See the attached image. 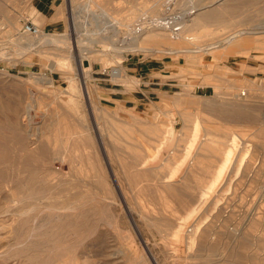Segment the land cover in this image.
I'll use <instances>...</instances> for the list:
<instances>
[{
	"label": "rangeland",
	"instance_id": "rangeland-1",
	"mask_svg": "<svg viewBox=\"0 0 264 264\" xmlns=\"http://www.w3.org/2000/svg\"><path fill=\"white\" fill-rule=\"evenodd\" d=\"M69 1L0 0V264H211L212 260L215 264H264V127L259 120L264 112V0H175L181 16L191 9V19L215 12L214 20L187 23L179 40L163 30L127 35L126 25L135 24L154 0H90V6L85 5L87 0H73V6ZM161 2L159 11L165 0ZM56 6L60 15L52 22L41 8ZM148 12L145 18L151 17ZM25 23L38 27L41 36L21 32ZM236 32L244 35L231 40H244L241 46L231 48L221 42L202 50ZM130 38L135 45H122ZM56 47L61 53L53 50ZM78 65L84 73L78 72ZM126 66H143L141 77L127 78L135 77L134 69L127 77L110 76L112 69L125 71ZM98 77L119 84L114 104L100 101L95 91ZM150 82L162 92L148 95ZM123 86L131 92L123 93ZM175 96L184 98V108L173 103ZM237 96L242 109L251 114L250 123L244 117L231 115L232 119L203 108L206 101L214 108L232 103L228 98ZM183 111L192 114L195 127L181 117ZM54 139L59 140L60 150L70 146L74 160L64 161L57 153L46 160L31 156L37 147L54 144ZM200 139L216 154L203 159L205 164L210 161V172L185 177L178 170L190 163ZM233 139L236 145L230 161L216 187L209 189ZM156 144H161L162 155L149 160L151 169L135 163L129 168L149 176L134 180L125 175L121 159L131 162L132 153L140 160L150 159ZM73 153L82 154V160L78 158L82 163L76 164ZM97 178L104 185L100 191ZM40 183L47 194L34 202L27 194ZM168 186L176 189L171 192ZM62 202L71 209L73 204L77 207L67 209L68 213L60 209ZM80 202L90 212V233L82 241L57 238L50 216L60 207L64 211L58 209V213L66 212L73 220ZM99 208L101 215L96 213ZM256 214L261 216L256 230L248 232ZM179 226L182 230L176 234ZM232 228L247 231L242 236L244 245L238 242L233 247Z\"/></svg>",
	"mask_w": 264,
	"mask_h": 264
},
{
	"label": "bare ground",
	"instance_id": "bare-ground-1",
	"mask_svg": "<svg viewBox=\"0 0 264 264\" xmlns=\"http://www.w3.org/2000/svg\"><path fill=\"white\" fill-rule=\"evenodd\" d=\"M85 1V0H84ZM90 0H87V2L85 3V5H89V2ZM155 1V4L152 6V7H150L149 9H147V11L146 10H142V12L141 13H143V14H145L146 12H150V14L152 13L153 15H155V16H152V14H151V17H149V18H145V16H144V18H142L141 16H140V18L138 19V20H136V23L135 24H132L131 25V23L130 24H127L126 25V27H128V34L127 35H131L132 33H137L138 32V30H140V31H142L143 33L142 34H144V33H147V32H150V31H152V30H154V31H156V30H163V32L164 31H167V32H169L168 34L170 35L169 36V38H171V39H173V40H179L180 39V37H183V36H181V32L183 33L185 30H187L185 27H186V25H187V23H189L190 24V21L192 20L194 23H196V22H202V21H204V22H206V20H204V19H213L215 16L212 14V13H215V12H212L210 15H208L207 13H205V14H207V15H205L204 14V16L202 15V17H200V18H194V19H191V17H190V14L193 12V10L191 9V10H189V11H187L186 13H184L183 14V16H181L179 13H177V15H176V13H175V15H173L171 12L173 11V5H174V3H175V0H165V2L163 3V8L164 9H160V11H159V7H160V4L162 3L161 1H164V0H154ZM219 1H223V0H217V2H219ZM235 1V0H234ZM237 1V0H236ZM246 1H251V0H246ZM238 2V1H237ZM216 3V2H215ZM69 4L71 5V6H73L74 4L76 5V2L75 1H73V0H70L69 1ZM220 4V3H219ZM81 5V4H80ZM217 5H218V3H217ZM90 6V5H89ZM162 6H161V8H162ZM209 6V5H208ZM224 8V11H225V7H223ZM73 9V8H72ZM143 9V8H142ZM145 9V8H144ZM220 9V8H219ZM139 10V8L137 9V11ZM215 10H216V8H215ZM214 10V11H215ZM218 10V9H217ZM221 10V9H220ZM223 10V9H222ZM221 10V11H222ZM140 11H141V9H140ZM144 11H146V12H144ZM148 12V13H149ZM208 12V11H207ZM217 13H218V11H216ZM157 13H159V14H157ZM100 14L102 15V16H107V13H106V11L104 10V9H100ZM149 14V15H150ZM170 14V15H169ZM188 16L190 17V19L189 20H186L187 18H188ZM147 17V16H146ZM141 19H142V23H140V25L139 24H137L138 22H140L141 21ZM214 20V19H213ZM210 21V20H209ZM134 23V22H133ZM144 24H145V26H144ZM110 25H113L112 23L110 24ZM202 25V24H201ZM197 26V25H196ZM188 27V26H187ZM198 27V26H197ZM185 28V30L183 31L182 29H184ZM192 28V27H191ZM194 28V27H193ZM74 29H75V25H74ZM114 29V28H113ZM188 30H190L189 28H188ZM245 31H247V30H245ZM166 32V33H167ZM243 32V31H242ZM244 33V32H243ZM256 33V32H255ZM24 34H27V33H24ZM242 33L241 32H236V33H233L231 36H228V37H226V38H224V39H220L221 41H218L216 44L214 43L212 46L211 45H209V46H207L208 48H200V49H202V50H204V51H207V50H210L214 45H217L218 43L220 44L221 42H224V43H226V44H229L230 45V47L231 48H237V47H239V46H241L243 43H244V40L243 41H240V40H238V41H233V40H231V38L233 37V36H235V37H239L240 35H241ZM245 34V33H244ZM244 34H242V35H244ZM27 35H30V36H33V37H37V36H41V31L39 30V33H37V34H35V35H32V34H27ZM153 35V34H152ZM157 35V34H156ZM155 35V36H156ZM45 36H48L47 34H45ZM154 36V37H155ZM160 37V39H162V37L163 36H161V35H157V37ZM149 37H150V35H149ZM153 37V36H152ZM164 38V37H163ZM131 39H133V38H130L129 40H127V41H123V43H122V45L123 44H125V45H127V46H132V45H135L136 44V42H135V40H131ZM145 39V38H144ZM147 39H148V36H147ZM149 39H155V38H149ZM159 39V38H158ZM159 39V40H160ZM183 39V38H182ZM20 40H23V39H21L20 38ZM142 40V39H141ZM146 40V39H145ZM153 41V40H152ZM157 41V40H156ZM37 42V41H36ZM135 43V44H134ZM223 43V44H224ZM120 45V44H119ZM220 46V45H219ZM59 48H55V49H53L54 51H56V52H60L61 53V51H59L58 50ZM199 49V50H200ZM60 50H62V49H60ZM194 52H196V51H194ZM63 53V52H62ZM81 58H82V56H81V54H80V51H78V62L80 63V60H81ZM78 72L81 74V73H84V70L81 68V65H78ZM110 76H112V77H115V78H118V77H122L123 76V74H122V70H120V69H112L111 70V75ZM71 81V80H70ZM47 83H51V81L50 80H47ZM85 84H86V82H85ZM88 87V86H87ZM86 87V88H87ZM89 90V89H88ZM87 91V90H86ZM85 91V92H86ZM84 92V93H85ZM89 92V91H88ZM86 94H87V92H86ZM85 95V94H84ZM89 95V94H88ZM90 97V96H89ZM234 97V96H233ZM228 98V100L227 101H233L232 103L231 102H228V103H223V105H219V106H217V105H215L214 106V108L212 107L213 106V104H211V103H209V102H205V105H204V107L203 108H205L208 112H206V113H213V109L215 110L214 111V113H219V114H221V115H227V114H229L230 116L232 115V116H234V117H244V118H250V116H251V114H250V112H246V110H245V108L244 109H242L243 107L241 106V104L240 103H238L239 102V100H240V96H237V98L238 99H235V98ZM60 99V98H59ZM184 99V98H183ZM183 99H182V97L181 98H177L176 96H175V99L173 100V103L175 104V105H181L184 101H183ZM67 100V99H66ZM88 100V99H87ZM234 100H236V101H234ZM237 102V103H236ZM71 103V102H70ZM51 104V103H50ZM62 104V103H61ZM88 104V103H87ZM184 104V103H183ZM183 104L181 105V107L183 106ZM237 104V105H236ZM88 106V105H87ZM89 107V106H88ZM180 107V106H179ZM183 108H184V106H183ZM212 109V110H211ZM185 110V109H184ZM249 110V109H248ZM92 113V112H91ZM186 113V112H185ZM184 113V111H183V113L182 114H180L181 115V117L183 118V117H185V120L186 121H188V122H191V124H192V126L193 127H195V120H192V118H190V116L192 115H187V114H185ZM190 113V112H189ZM93 114L94 113H92L91 115L93 116ZM185 114V115H184ZM95 116V115H94ZM194 116V115H193ZM230 116H228L227 115V117H230ZM231 116V118L232 119H234V117H232ZM253 116V118H254V115H252ZM226 117V116H225ZM260 118L261 119H259L260 120V123L263 125V127H264V112L262 113V115L260 116ZM193 119H195V118H193ZM257 119V120H258ZM183 120V119H182ZM253 120V119H252ZM95 121V120H94ZM186 121H185V123H186ZM246 121V120H245ZM248 122H249V119L247 120ZM254 121H256V119L254 118ZM184 123V126L187 124H185ZM250 123V122H249ZM259 123V124H260ZM155 124V123H154ZM94 125H96V124H94ZM137 125V124H136ZM262 125H260V126H262ZM183 126V127H184ZM187 126V125H186ZM156 127V126H155ZM263 127H261V129L263 128ZM94 128H96V127H94ZM197 128V127H196ZM194 129V128H193ZM192 129V130H193ZM53 130V129H52ZM147 130H148V128H147ZM152 130V129H151ZM156 130V129H155ZM158 130H160V129H158ZM169 130V129H168ZM174 130V129H173ZM196 130V129H195ZM59 131V130H58ZM262 131H264L263 129H262ZM161 132V131H160ZM164 132V131H163ZM165 132H167V131H165ZM209 132V131H208ZM261 132V131H260ZM260 132H259V134H260ZM57 133V132H56ZM156 133H157V131H156ZM196 133V132H195ZM264 133V132H263ZM262 133V134H263ZM161 134H163V133H161ZM166 134V133H165ZM170 134H172V133H170ZM197 134V133H196ZM195 134V135H196ZM223 134V133H222ZM262 134H260V135H262ZM19 135H21V134H19ZM147 135V134H146ZM155 135V134H154ZM207 135V134H206ZM32 136V135H31ZM60 136V135H59ZM171 136V135H170ZM54 138H55V136H53ZM157 137H159V136H157ZM164 136L162 135V138H163ZM167 137V136H166ZM203 137V136H202ZM22 138H24V137H22ZM27 138H28V135H27ZM59 138H61V137H59ZM149 138V137H148ZM153 138V137H152ZM156 138V137H155ZM168 138V137H167ZM173 138V136L171 137V139ZM175 138H176V136H175ZM18 139H19V137H18ZM56 139V138H55ZM54 139V141L56 142H54V144H52L51 146H48V145H50V144H46V145H41V146H39V147H37V149H35V151H34V153H32V155L31 156H34V155H36V156H39V157H41L43 160H46V159H48L49 158V156L52 154V156L54 155V153H57V154H59L60 155V158L61 159H63L64 161L65 160H71V159H73L74 160V158H71V155H70V146H68L67 144L66 145H64L63 146V150H60L58 147H56V144H58L59 143V140H58V143H57V141ZM157 139V138H156ZM155 139V140H156ZM196 139V138H195ZM207 139H209V138H207ZM19 140H21V137H20V139ZM24 141H25V139H23ZM158 140H159V138H158ZM161 140V139H160ZM191 140H194V139H191ZM196 140H198V138L196 139ZM201 140V139H200ZM198 141L197 142V147H196V150H195V152L193 153V155H192V157H191V155H190V160L191 161H189L187 164V166H185L184 168H182V169H179L178 170V172L181 170V174L183 175V176H188V175H190V176H196L197 174H208L209 172H210V165H209V162L210 161H208V163L207 164H205V163H203V159H206V158H210V157H212L214 154H215V151H213L212 150V148L211 147H209V145H207V144H205V145H203V143H202V140L201 141ZM204 140L206 141V139L204 138ZM203 140V141H204ZM234 140V139H233ZM232 140V143H233V145H230V148L228 149V151L226 152V154H225V156L223 157V159H222V164H221V166L219 167V168H217V169H215L216 171H215V176H214V180L211 182V184L209 185V189H214L215 187H216V185H217V183L219 182V180L221 179V177H222V175H223V173H224V171H225V168H226V165L228 164V162L230 161L229 159H230V155H232L233 154V151H234V145H236V143H235V140L233 141ZM18 141V140H17ZM35 141V140H34ZM67 141V140H66ZM82 141V140H81ZM149 141V140H148ZM208 141V140H207ZM21 142V141H20ZM31 141H28L27 143H30ZM157 142H159V141H157ZM161 142H162V140H161ZM173 142H174V139H173ZM193 142V141H192ZM3 143V142H2ZM18 143V142H17ZM23 143V142H22ZM160 143V142H159ZM20 144V143H19ZM25 144V143H24ZM38 144V143H37ZM166 144V143H165ZM168 144V143H167ZM167 144H166V147H167ZM170 144V143H169ZM196 144V143H195ZM31 145V144H30ZM152 145V144H151ZM161 144H156L155 145V148H154V151H155V154L153 155V156H151V155H149L150 156V159H146V158H143V159H141L140 160V156L139 155H137L136 153H132V154H130V159H131V162H125L124 161V159H121V160H123V169H126L124 172L126 173L125 175H127V176H133V178H134V180H136V179H143V178H146V177H148L147 176V172H145L144 170H142V171H136V170H134V171H131V170H129V168H131V166H132V164H134L135 163V166H140V168L141 169H148L149 167L147 166L149 163V160L151 161L153 158H155V157H157V155H160L161 154V149H162V147L160 146ZM19 146H21V144L19 145ZM24 146V145H23ZM84 146V145H83ZM115 146V145H114ZM148 146V145H147ZM165 146V145H164ZM191 146V145H190ZM31 147V146H30ZM30 147H27V148H30ZM19 148H21V147H19ZM173 148V147H172ZM25 149V148H24ZM31 149V148H30ZM170 149V148H169ZM20 150H22V149H20ZM26 150V149H25ZM29 150V149H28ZM142 150V149H141ZM189 150H191L190 149V147H189ZM199 150H200V156L198 157V155H197V153L199 152ZM227 150V149H226ZM171 151V150H170ZM191 152H193V150H191ZM22 153V152H21ZM24 153V152H23ZM23 153H22V155H23ZM31 153V152H30ZM72 154V153H71ZM74 154V153H73ZM186 154V153H185ZM203 154H204V156H203ZM206 154V155H205ZM29 155V154H28ZM56 155V154H55ZM75 155V154H74ZM78 157H77V156ZM75 156H76V158L75 159H77L78 161H77V163L76 164H78V163H82V161H80L79 162V159L78 158H80L79 157V155L80 154H76ZM82 155V154H81ZM80 155V156H81ZM162 155V154H161ZM216 155V154H215ZM57 156V155H56ZM75 156H73V157H75ZM145 156V155H144ZM168 156L169 155H167V158L165 159L164 158V160L163 161H167L168 160ZM188 156V155H187ZM27 157H29V156H27ZM87 157V155L85 156V158ZM148 157V156H147ZM219 157V156H218ZM222 157V156H221ZM3 158V155H0V159H2ZM37 158V157H36ZM81 160H82V158H80ZM87 159V158H86ZM185 159V158H184ZM40 160V159H39ZM43 160H41V161H43ZM88 161H89V159H87ZM187 160V159H186ZM178 161V160H177ZM188 161V160H187ZM205 161V160H204ZM72 162V161H71ZM74 162V161H73ZM75 162H76V160H75ZM75 162H74V164H75ZM137 162V163H136ZM176 162V161H175ZM184 162V161H183ZM69 163V162H68ZM165 163V162H164ZM171 163V162H170ZM174 163V162H173ZM25 165H26V163H24ZM162 164V163H161ZM239 164V163H238ZM24 165V166H25ZM150 165V164H149ZM163 165V164H162ZM83 166H84V164H83ZM89 166V165H88ZM164 166V165H163ZM174 166V165H173ZM178 166V165H177ZM42 167V166H41ZM41 167H39V168H41ZM148 167V168H147ZM153 167V166H152ZM151 167V168H152ZM156 167V166H155ZM179 167V166H178ZM44 168V167H43ZM42 168V169H43ZM94 168V167H93ZM151 168H149V169H151ZM162 168V167H161ZM172 168V167H171ZM177 168V167H176ZM48 169V168H47ZM86 169V168H85ZM34 170V169H33ZM44 170V169H43ZM164 170V169H163ZM42 171V170H41ZM169 171V170H168ZM31 172H32V170H31ZM92 172V171H91ZM160 172V171H159ZM166 172V171H165ZM175 173H176V171H175ZM30 174V173H29ZM36 174V173H35ZM40 174V173H39ZM94 174V173H93ZM158 174V173H157ZM164 174V173H163ZM163 174H162V176H163ZM177 174H180V173H177ZM171 177L173 176V175H170ZM179 176V175H178ZM37 177V176H36ZM45 177H46V175H45ZM94 177V176H93ZM34 178V177H33ZM167 178V177H166ZM25 179H26V177H25ZM36 179V178H35ZM95 179V178H94ZM33 180V182H34V179H32ZM85 180H87V179H85ZM97 180H98V178H97ZM95 181V185H96V189L97 190H99L102 186H104L102 183H101V181L100 180H98V181ZM174 180V179H173ZM264 180V179H263ZM38 181V180H37ZM71 181V180H70ZM83 181V180H82ZM149 181V180H148ZM188 181V180H187ZM20 182V181H19ZM81 182V181H80ZM94 182V181H93ZM104 182V181H103ZM171 182V181H170ZM186 182V181H185ZM21 183H22V181H21ZM182 183L184 184V182L182 181ZM181 183V184H182ZM261 183H263V181L261 182ZM29 184H30V182H29ZM39 184V183H38ZM41 184V183H40ZM104 184H106V183H104ZM19 185V184H18ZM24 185H26V184H24ZM33 185V184H32ZM64 185V184H63ZM186 186H187V182H186V184H185ZM185 185H184V189H185ZM17 186V185H16ZM20 186V185H19ZM60 186V185H59ZM175 186V185H174ZM180 186H182V185H180ZM179 186V187H180ZM26 187V186H25ZM263 187H264V184H263ZM11 188V187H10ZM21 188V187H20ZM106 188V187H105ZM187 188V187H186ZM260 188V187H259ZM13 189V188H12ZM55 189V188H54ZM63 189V188H62ZM107 189V188H106ZM168 189L172 192L173 190H175L176 188L175 187H172V186H168ZM261 189H262V187H261ZM29 190V189H28ZM102 190V189H101ZM118 190V189H117ZM183 190V189H182ZM264 190V189H263ZM2 191V190H1ZM23 191H24V189H23ZM52 191V190H51ZM100 191V190H99ZM17 192V191H16ZM48 192H49V190H48ZM94 192V191H93ZM181 192V191H180ZM262 192V191H261ZM20 193H21V191H20ZM23 193V192H22ZM24 194V193H23ZM44 194H47L46 193V190L44 189V187L42 186V184L39 186V187H37L36 189H34V190H30L29 192H28V194H27V197L28 198H30L31 200H33L34 202H35V200H37L38 199V201L40 200V198L42 197V196H44ZM93 194V193H92ZM101 194V193H100ZM260 194V193H259ZM264 194V193H263ZM262 194V195H263ZM182 195H184V194H182ZM100 196V195H99ZM202 196H203V193L202 194H200V198L196 201V204L197 203H200L201 202V200H202ZM260 196H261V194H260ZM264 196V195H263ZM262 196V197H263ZM26 197V196H25ZM101 197V196H100ZM163 197V196H162ZM183 196H181V198H182ZM261 197V198H262ZM67 198V197H66ZM82 199V197H80L79 198V200H81ZM98 199V198H97ZM21 200H25V199H21ZM28 200V199H27ZM30 200V201H31ZM46 200V199H45ZM51 200V199H50ZM70 200V199H69ZM78 200V201H79ZM99 200H101V199H99ZM103 200V199H102ZM182 200V199H181ZM38 201H37V203H38ZM93 201V200H92ZM91 200L89 201V202H92ZM105 201V200H104ZM21 202V201H20ZM25 202H27V201H25ZM24 202V203H25ZM32 202V201H31ZM76 202V201H75ZM82 202V201H81ZM80 202V204H79V206H78V208L80 209L77 213H78V215H77V217H75L73 220H70L68 217V215H67V211H68V213H69V210L70 211H72V210H74L73 208H75L76 209V207H73L74 206V204H73V206H71L72 207V209L68 206L69 205V203L67 202V203H65L64 204V202H62L63 204L61 205V208L60 209H66V212H64L65 214H59L58 213V209L57 210H55L56 212L55 213H53L51 216H50V221H53L54 220V222H55V224H54V228H52L51 227V229H55V231L57 232V238L60 236V238H63L64 239V237H66V238H72L73 239V237L74 238H77V240L78 239H80V241H82V240H84V239H86V237H87V234L88 233H90V229H91V224H89L88 223V220H87V218H88V212L89 211H86V210H84L82 207L84 206L82 203ZM182 202V201H181ZM42 203V202H41ZM40 203V204H41ZM78 203V202H77ZM86 203V202H85ZM84 203V204H85ZM169 203V202H168ZM2 204V203H1ZM33 204V203H32ZM95 204V203H94ZM164 204V203H163ZM195 204V203H194ZM41 205H43V204H41ZM71 205V204H70ZM76 205V204H75ZM78 205V204H77ZM88 205H89V203H88ZM91 205V204H90ZM167 205H169V204H167ZM186 205V204H185ZM241 205V204H240ZM86 206V205H85ZM93 206V205H92ZM92 206H90V207H92ZM190 206V205H189ZM197 206H198V204H197ZM104 207V206H103ZM164 207V209H165V206H163ZM167 207V206H166ZM260 207V206H259ZM77 208V209H78ZM88 208V207H87ZM94 208V207H93ZM46 209H49V210H52V208L50 209V208H46ZM59 209V211H62V210H60ZM67 209H69V210H67ZM169 209V208H168ZM172 209V208H171ZM185 209V208H184ZM32 210H33V208H32ZM102 208H99V209H97L96 210V213H98V215H101L100 213L102 212ZM30 211V210H29ZM64 211V210H63ZM62 211V212H63ZM91 211V210H90ZM143 211V210H142ZM183 211V210H182ZM192 211H194V209L192 210ZM209 211V210H208ZM248 212V211H247ZM51 213V212H50ZM90 213V212H89ZM96 213H95V211H92V214H94V216L96 215ZM192 213V212H191ZM190 213V214H191ZM253 213V212H252ZM262 213V212H261ZM22 214H24V213H22ZM49 214V213H48ZM74 214V213H73ZM91 214V215H92ZM189 214V213H188ZM249 215H250V212L248 213ZM47 216H49V215H47ZM71 216H72V214H71ZM93 216V217H94ZM171 216V215H170ZM262 217H263V215H262ZM34 218V217H33ZM47 218V217H46ZM49 218V217H48ZM97 218V217H96ZM206 218H208V217H206ZM248 218V217H247ZM261 218V216H260V214H256L255 215V218L254 219H251V227H248V232H250L251 230H253L254 228H256V226H257V222L256 221H258L259 219ZM102 219V218H101ZM100 219V220H101ZM170 219V218H169ZM244 219V218H243ZM92 220V219H91ZM205 220V219H204ZM245 221V220H244ZM262 221V220H261ZM260 221V222H261ZM43 222V221H42ZM99 222V221H98ZM199 222V221H198ZM241 222V221H240ZM196 223V222H195ZM264 223V222H263ZM49 224H51V223H49ZM94 224V223H93ZM200 224V223H199ZM243 224H244V222H243ZM242 224V225H243ZM47 225H48V223H47ZM53 225V224H52ZM94 225H96V224H94ZM94 225H93V227H94ZM109 225V224H108ZM242 225L240 226V227H242ZM250 225V224H249ZM51 225H49V227H50ZM97 226V225H96ZM198 226V225H197ZM245 226V225H244ZM262 226L264 227V224H262ZM184 227V226H183ZM189 227V226H188ZM234 227H238V225L236 226H234ZM99 228V227H98ZM201 228V227H200ZM250 228V229H249ZM258 228V227H257ZM48 229V228H47ZM51 229H50V231H51ZM95 229V228H94ZM195 229L196 230H198L197 228H196V226H195ZM182 230V227L181 226H179V229H178V231H177V233L176 234H179V232ZM256 229H254V231H255ZM49 231V230H48ZM95 232L94 233H97L96 231L97 230H94ZM231 231H232V234H233V241H231L232 242V245H233V247L235 246H237V243L238 242H240L239 243V245L238 246H240V245H244V242H242L243 240H242V236H244L246 233H247V231L245 232H243L241 229H231ZM210 232V231H209ZM257 232V231H256ZM52 233H54V231L52 232ZM211 233V232H210ZM99 234V233H98ZM105 234V233H104ZM202 234V233H201ZM201 234H199L200 236H202L203 237V234L201 235ZM251 234V233H250ZM259 234V233H258ZM51 235V234H50ZM55 235V234H54ZM99 236V235H98ZM102 236V235H101ZM260 236V235H259ZM263 236V235H262ZM93 237V236H92ZM95 237H96V235H95ZM195 237H196V235H195ZM201 237V238H202ZM205 237V236H204ZM254 238H255V236H253ZM200 238V237H199ZM214 238V237H213ZM90 239V238H89ZM263 239H264V237H263ZM53 240H55V239H53ZM62 240V239H61ZM66 240V239H65ZM76 240V239H75ZM194 240V239H193ZM202 240V239H201ZM213 240V239H212ZM227 240H228V238H227ZM67 241V240H66ZM191 241V240H190ZM55 242V241H54ZM88 242V241H87ZM92 242H94V241H92ZM101 242V241H100ZM100 242H98V243H100ZM211 242V241H210ZM229 242V241H228ZM227 242V243H228ZM65 243V242H64ZM71 243V242H70ZM190 243H192V241L190 242ZM255 243V242H254ZM56 244V243H55ZM229 244H230V242H229ZM89 245V244H88ZM254 245H256V244H254ZM260 245V244H259ZM90 246V245H89ZM58 247V246H57ZM101 247V246H100ZM99 247V248H100ZM202 247V246H201ZM205 247H206V245H205ZM109 248V247H108ZM112 248V247H111ZM101 249V248H100ZM105 249V248H104ZM199 249V248H198ZM202 249V248H201ZM200 249V250H201ZM244 249V248H243ZM57 250V249H56ZM224 250V249H223ZM228 250V249H227ZM210 251V250H209ZM214 252V251H213ZM223 252V251H222ZM116 253V252H115ZM228 253V252H227ZM96 254V253H95ZM102 255V254H101ZM106 255V254H105ZM210 255V254H209ZM212 255H214V254H212ZM202 256H203V254H202ZM103 257V256H102ZM205 257V256H204ZM215 257V256H214ZM221 257H222V255H221ZM206 258H207V256H206ZM208 258H209V256H208ZM207 258V259H208ZM211 259V258H210ZM214 259V258H213ZM216 260V259H215ZM65 261H66V259H65ZM213 261V260H212ZM212 261H211V264H212ZM111 262V261H110ZM210 261H208V263H209ZM207 263V264H208ZM213 263H214V261H213ZM216 263V262H215ZM214 263V264H215ZM108 264V263H107ZM210 264V263H209Z\"/></svg>",
	"mask_w": 264,
	"mask_h": 264
},
{
	"label": "crops",
	"instance_id": "crops-1",
	"mask_svg": "<svg viewBox=\"0 0 264 264\" xmlns=\"http://www.w3.org/2000/svg\"><path fill=\"white\" fill-rule=\"evenodd\" d=\"M34 5L35 6H41V2H37L34 1ZM42 13L44 14L45 17H47L50 21L54 22L55 20L58 19L59 15H60V10L59 7H48V8H41ZM131 69H134L135 72H132L135 77L130 76L127 77V75L129 73H131ZM144 68L143 66H126L125 71L122 69V74L123 76H126L129 79L132 78H136L137 76H140V71H142ZM163 69H161L160 71H162ZM102 75H106L107 74H102ZM110 77V76H109ZM141 77V76H140ZM96 79V83H95V88H96V93L100 98V101L102 103H106L108 104H114L115 100L117 99V97L120 95L119 92V84L116 83H112L110 78H106V77H98L95 78ZM156 83L155 82H150L148 83L147 86V94H155L158 95L162 92L161 88L155 87ZM124 87V86H123ZM125 88V87H124ZM131 92L130 89H124L123 93H128Z\"/></svg>",
	"mask_w": 264,
	"mask_h": 264
},
{
	"label": "built area",
	"instance_id": "built-area-1",
	"mask_svg": "<svg viewBox=\"0 0 264 264\" xmlns=\"http://www.w3.org/2000/svg\"><path fill=\"white\" fill-rule=\"evenodd\" d=\"M177 1H178V0H177ZM177 1H176V2H177ZM176 2L174 3V5H173L174 9H173V11L171 12L173 15H175V13L177 14V13L181 12L179 9L175 8V6H176ZM169 15H170V14H169ZM21 32H23V33H27V34L35 35V34L39 33V29H38V27H36V26L33 25V24L25 23V24H23L22 27H21Z\"/></svg>",
	"mask_w": 264,
	"mask_h": 264
}]
</instances>
